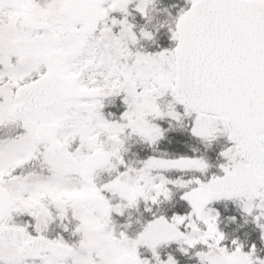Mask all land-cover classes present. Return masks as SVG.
Returning <instances> with one entry per match:
<instances>
[{
	"label": "snow or ice",
	"instance_id": "obj_1",
	"mask_svg": "<svg viewBox=\"0 0 264 264\" xmlns=\"http://www.w3.org/2000/svg\"><path fill=\"white\" fill-rule=\"evenodd\" d=\"M0 264H264V0H0Z\"/></svg>",
	"mask_w": 264,
	"mask_h": 264
},
{
	"label": "rangeland",
	"instance_id": "obj_2",
	"mask_svg": "<svg viewBox=\"0 0 264 264\" xmlns=\"http://www.w3.org/2000/svg\"><path fill=\"white\" fill-rule=\"evenodd\" d=\"M161 4L164 5V6H168V5H172V4H176L178 6H182L184 3L182 0H161ZM173 12H175V9H171ZM158 43H160L162 46H166L168 44V41H167V37H166V34L164 33L163 30H161V33L159 34V37H158ZM154 47V45H152ZM218 148H219V145H218ZM221 209H222V215H221V223H220V226L221 228H225L224 226V222H227L228 219L227 217L229 215H232L234 214V206L229 202L227 204V207L225 208L223 205L220 206ZM135 212V210H133ZM227 211H230L228 214L226 213ZM225 213V214H224ZM139 213L135 212V213H132V219L135 220L137 218ZM224 220V221H223ZM242 223V221H238L237 223H235V227H238V224ZM240 230L243 231V233L245 232H250L251 230V225H244L243 227H238ZM226 230V229H224ZM226 232L229 233L228 230H226ZM231 233L235 232L236 235H239L242 239L244 238V235L241 233H237L239 232V230H234L233 229L230 231Z\"/></svg>",
	"mask_w": 264,
	"mask_h": 264
},
{
	"label": "trees",
	"instance_id": "obj_3",
	"mask_svg": "<svg viewBox=\"0 0 264 264\" xmlns=\"http://www.w3.org/2000/svg\"><path fill=\"white\" fill-rule=\"evenodd\" d=\"M183 1V0H182ZM218 145L219 144H217V145H215L210 151H209V156L213 159V160H215V156H216V153H217V151L219 150V148H218ZM172 147H175L177 150H180V151H184L185 149L182 147V146H180V145H173ZM230 211H227L226 213L228 214ZM133 213V212H132ZM225 214V213H224ZM224 221V220H223ZM224 226H225V228L224 229H226V230H228L229 231V233H231L230 231L233 229V231L234 230H239V232H237V233H240V231H241V233L244 235V233H243V231L242 230H240L238 227H235V223H232L230 220H228L227 222H224ZM225 230V231H226Z\"/></svg>",
	"mask_w": 264,
	"mask_h": 264
},
{
	"label": "flooded vegetation",
	"instance_id": "obj_4",
	"mask_svg": "<svg viewBox=\"0 0 264 264\" xmlns=\"http://www.w3.org/2000/svg\"><path fill=\"white\" fill-rule=\"evenodd\" d=\"M139 215V214H138Z\"/></svg>",
	"mask_w": 264,
	"mask_h": 264
}]
</instances>
